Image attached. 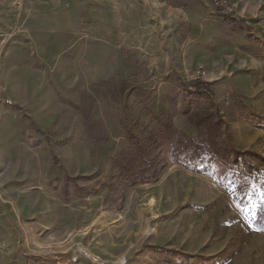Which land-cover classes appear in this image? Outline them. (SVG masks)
<instances>
[{
    "label": "rangeland",
    "instance_id": "1",
    "mask_svg": "<svg viewBox=\"0 0 264 264\" xmlns=\"http://www.w3.org/2000/svg\"><path fill=\"white\" fill-rule=\"evenodd\" d=\"M205 107L242 155L130 186ZM0 264H264V0H0Z\"/></svg>",
    "mask_w": 264,
    "mask_h": 264
},
{
    "label": "trees",
    "instance_id": "2",
    "mask_svg": "<svg viewBox=\"0 0 264 264\" xmlns=\"http://www.w3.org/2000/svg\"><path fill=\"white\" fill-rule=\"evenodd\" d=\"M204 85L209 89V84L194 82V85ZM188 99L206 100L200 90L189 93ZM186 123L188 126L197 130V137L186 134L173 128L170 121H161L152 118L148 125L143 129L140 138L130 145L128 152L118 155L117 161L122 165L121 172L129 175L133 186L137 181L148 182L156 178V172L167 162H178V157L188 154L206 155L209 160L228 159L230 156L237 159L242 153L232 150L227 145L217 142L220 130V114L211 108H199L197 110L185 112ZM155 148H165L161 158L158 152V159L154 155Z\"/></svg>",
    "mask_w": 264,
    "mask_h": 264
},
{
    "label": "bare ground",
    "instance_id": "3",
    "mask_svg": "<svg viewBox=\"0 0 264 264\" xmlns=\"http://www.w3.org/2000/svg\"><path fill=\"white\" fill-rule=\"evenodd\" d=\"M149 231V230H148ZM89 255H91V253L90 252H87Z\"/></svg>",
    "mask_w": 264,
    "mask_h": 264
}]
</instances>
